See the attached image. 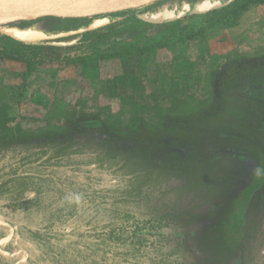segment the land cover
I'll use <instances>...</instances> for the list:
<instances>
[{"label": "rangeland", "instance_id": "rangeland-1", "mask_svg": "<svg viewBox=\"0 0 264 264\" xmlns=\"http://www.w3.org/2000/svg\"><path fill=\"white\" fill-rule=\"evenodd\" d=\"M206 3L214 8L161 23L137 18L145 6L79 19L21 17L0 26V52L21 58H0V117L9 120L0 133L18 128L21 135L40 139L71 125L122 134L159 129L173 118L214 107L222 76L233 65L239 75L228 92L264 98V0ZM259 130L263 144L236 154L242 179L227 200L224 220L202 218L185 228L152 226L140 233L150 241L169 236L196 243L189 236L208 232L201 264H242L253 204L256 220L264 213V125ZM0 221L14 230L15 252L25 254L0 256V264H55L39 255L23 232L25 226L46 228L40 216L13 210L1 198ZM52 230L70 232L75 226ZM9 235L0 225V244ZM254 256L255 244L249 264Z\"/></svg>", "mask_w": 264, "mask_h": 264}, {"label": "trees", "instance_id": "trees-1", "mask_svg": "<svg viewBox=\"0 0 264 264\" xmlns=\"http://www.w3.org/2000/svg\"><path fill=\"white\" fill-rule=\"evenodd\" d=\"M210 1L215 0H161L137 18L161 23L184 7ZM235 68L222 76L214 107L173 118L159 129L122 134L104 126L81 130L71 125L40 139L23 136L18 128L0 133V199L46 223L44 229H23L34 250L55 264H201L208 232L189 236L196 243L169 236L150 241L140 232L225 219L227 200L242 179L236 154L263 144L264 98L228 92L239 75ZM2 117L0 126L9 121ZM254 215L255 204L242 264H249L253 244V264H264V213L258 220ZM56 225H74L75 230H52ZM0 245L9 255L15 252L10 238Z\"/></svg>", "mask_w": 264, "mask_h": 264}, {"label": "water", "instance_id": "water-1", "mask_svg": "<svg viewBox=\"0 0 264 264\" xmlns=\"http://www.w3.org/2000/svg\"><path fill=\"white\" fill-rule=\"evenodd\" d=\"M159 1L161 0H0V3L22 14L24 18L79 19L135 10ZM208 4L209 3H204L195 8L193 6L189 8L184 7L180 12L170 16L166 20H175L214 8L209 7ZM43 39L44 38H29L27 40L33 42ZM12 234L13 230L10 228V235L8 238H11ZM2 254L10 258L18 255V253L9 255L6 252H2Z\"/></svg>", "mask_w": 264, "mask_h": 264}, {"label": "bare ground", "instance_id": "bare-ground-1", "mask_svg": "<svg viewBox=\"0 0 264 264\" xmlns=\"http://www.w3.org/2000/svg\"><path fill=\"white\" fill-rule=\"evenodd\" d=\"M21 17H22V14L0 3V26H3L9 22L15 21Z\"/></svg>", "mask_w": 264, "mask_h": 264}, {"label": "flooded vegetation", "instance_id": "flooded-vegetation-1", "mask_svg": "<svg viewBox=\"0 0 264 264\" xmlns=\"http://www.w3.org/2000/svg\"><path fill=\"white\" fill-rule=\"evenodd\" d=\"M5 224H7V223H4V222H2V221H0V225H3V226H5L7 229H9V231H10V228H12L9 224H7V225H5ZM12 230H13V228H12ZM13 232H14V230H13ZM9 238H6L5 240H8ZM5 240H3V241H5ZM16 253H18V255L17 256H24L25 254L22 252V251H17V252H15V253H12V254H10V255H14V254H16ZM22 254V255H21ZM9 259V258H8Z\"/></svg>", "mask_w": 264, "mask_h": 264}]
</instances>
